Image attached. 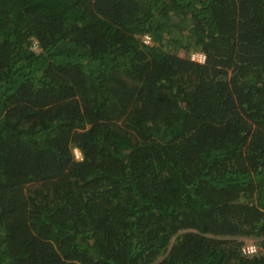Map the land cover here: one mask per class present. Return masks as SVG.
<instances>
[{
	"label": "trees",
	"instance_id": "trees-1",
	"mask_svg": "<svg viewBox=\"0 0 264 264\" xmlns=\"http://www.w3.org/2000/svg\"><path fill=\"white\" fill-rule=\"evenodd\" d=\"M247 237L264 0H0V264H264Z\"/></svg>",
	"mask_w": 264,
	"mask_h": 264
},
{
	"label": "built area",
	"instance_id": "built-area-1",
	"mask_svg": "<svg viewBox=\"0 0 264 264\" xmlns=\"http://www.w3.org/2000/svg\"><path fill=\"white\" fill-rule=\"evenodd\" d=\"M142 42L146 45H150L151 39L149 38V36L144 35L142 37ZM205 60H206V57L204 54L196 53V54L191 55V57H190V61L195 62V63H199V64H204ZM74 156H75V159H77V160L82 159L81 154L77 149H74ZM257 252H258V250H257L256 246H254L251 243H249V244H247L241 248V253L246 257L253 256Z\"/></svg>",
	"mask_w": 264,
	"mask_h": 264
},
{
	"label": "rangeland",
	"instance_id": "rangeland-1",
	"mask_svg": "<svg viewBox=\"0 0 264 264\" xmlns=\"http://www.w3.org/2000/svg\"><path fill=\"white\" fill-rule=\"evenodd\" d=\"M141 41H142V39H141ZM150 45H153V43L151 42ZM33 50L38 51V49L36 47H33ZM172 53L181 57V58L182 57L183 58H189V60H190L191 55H193V54H196V53L203 54L202 52H199L196 50L185 51V50H182L180 48L173 49ZM238 241L242 242L244 245L251 243L254 246H256L258 252L264 253V243H263V239H261V238H257V239L251 238V237L239 238Z\"/></svg>",
	"mask_w": 264,
	"mask_h": 264
}]
</instances>
